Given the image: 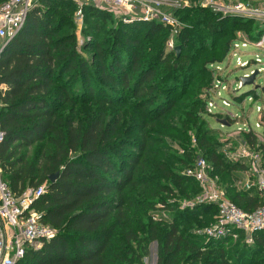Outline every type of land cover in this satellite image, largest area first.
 <instances>
[{"label":"trees","instance_id":"16d2710c","mask_svg":"<svg viewBox=\"0 0 264 264\" xmlns=\"http://www.w3.org/2000/svg\"><path fill=\"white\" fill-rule=\"evenodd\" d=\"M77 10L75 0H36L22 29L0 53L3 178L17 195L46 184L33 207L58 229L17 264H143L154 240L157 264H264V230L251 244L243 233L237 240L196 233L213 222L218 210L213 203L178 207L172 222L148 215L159 201L168 202L175 188L185 197L202 191L198 181L173 167L175 160L185 169L193 166L192 150L179 159L157 147L160 139L148 132L179 105L180 129L195 132L211 175L224 183L228 197L245 210L264 204L254 188L236 184L246 167L229 161L207 127L199 108L207 102L180 101L188 90L195 88L197 96L213 82L212 66L230 51L231 30L257 41L263 23L203 7L177 9L186 23L176 37L182 47L177 54L166 44L172 27L158 21L116 22L113 12L90 3L83 6L80 46ZM216 47L217 55L210 54ZM247 92L238 103L256 94ZM132 103L141 110V121L123 128V108L113 117L108 111ZM91 106H96L93 114L84 116L82 110ZM244 140L261 151L264 165V141L252 130Z\"/></svg>","mask_w":264,"mask_h":264},{"label":"built area","instance_id":"2783aa9c","mask_svg":"<svg viewBox=\"0 0 264 264\" xmlns=\"http://www.w3.org/2000/svg\"><path fill=\"white\" fill-rule=\"evenodd\" d=\"M36 0H7L0 4V53L6 43L24 26L29 10ZM79 4L80 0H75ZM89 3L113 13L122 10L125 22L134 20L158 21L166 26L177 28L180 25L170 10L185 7L208 8L224 16H238L253 19L264 24V0H146L142 13L137 12L139 0H88ZM103 4L111 7H104ZM115 9H114V8ZM121 14V13H117ZM77 19L83 18V7L78 6ZM264 55V34L257 41H251ZM248 46V42H241ZM237 44V43H236ZM174 41L168 42V50H175ZM257 57L256 61H261ZM248 63H244L246 66ZM2 87L0 86V90ZM1 96V94H0ZM2 102L0 98V110ZM0 124V142L4 139ZM243 157H249L248 177L239 181V188L253 189L264 200V165L259 151L244 150ZM210 164L204 156H199L194 165L185 169L183 174L198 181L202 188L193 201L185 203L186 208L196 204L213 203L217 214L213 222L196 233L207 239L219 240L231 237L234 240L244 234L247 243H253L254 234L264 230V204L255 210H245L227 195L218 181L210 173ZM47 191L46 184L28 187L23 193H14L3 178L0 157V264H17L29 249H40L58 234V229L43 221V213L33 207V202ZM162 220V219H161Z\"/></svg>","mask_w":264,"mask_h":264},{"label":"rangeland","instance_id":"374dc122","mask_svg":"<svg viewBox=\"0 0 264 264\" xmlns=\"http://www.w3.org/2000/svg\"><path fill=\"white\" fill-rule=\"evenodd\" d=\"M139 1L140 5H138L137 12L140 15L143 10L142 5L145 4L146 0ZM86 4H89L88 0H80L78 6L83 7ZM103 6L111 7L106 4H103ZM165 10H170L173 18L180 22V25L177 28L172 27L171 29V34L166 43L168 48V42L171 40L178 45L176 37L186 23L180 20L179 15H176V9L166 7ZM116 12L121 13H113L116 18V22L124 21V17H126V15H124L125 12L122 10H118ZM122 12L124 14H122ZM75 20L78 29L79 43L81 46L85 41V35L80 34L84 24V14L82 19H77V17H75ZM261 25L264 26V24ZM229 33H231V37L234 40L225 60L222 63L212 66V69H214L215 72V79L213 82L199 89L197 96H195V88L188 90L183 100L180 101L188 102L197 99L198 101L207 102L203 107H199L202 111L201 113L203 117L207 120V127L212 129L213 136L216 137L222 145H224L223 151L226 153L229 161L239 162L245 165L246 170L243 173V178H247L250 160L249 157H243V154L246 148H253H250L249 144H247L244 140L246 133L252 130L256 133L259 141H264V55L261 49L257 48L250 42L251 39L249 38L248 33L238 29L231 30ZM241 42H248L249 44L245 47ZM218 51L219 47H216L210 52V54L217 55ZM85 54L89 55L87 52H85ZM257 57L261 58V61H256L255 59ZM246 62L248 64L244 66L243 64ZM256 71H259V73L257 74L254 83L251 85H244L242 83V77L250 76ZM250 90L254 91L256 96L246 97L242 100V103H238V97L245 92L248 93L247 91ZM95 107L96 106H91V108L87 110H82L84 116L93 114V109ZM120 108H123L122 111L124 112V121L122 124L123 128L129 124L135 125L136 122L141 121L139 116L141 110L133 103L126 104L124 107H115L110 109L108 111L110 117H113L116 111ZM182 109L181 105H179L175 111L167 117L164 123L159 124L156 128H150L148 132L156 139H160L159 142L155 143L157 147L165 150L167 153L173 154L179 159L180 157L186 155V149H191L192 156H190V160H193L194 163L199 156H204V151L202 147L198 145L195 132L193 130L186 128L185 131L183 126L182 130L180 129L181 120L178 115H181L182 117ZM223 120H225L226 123H223ZM136 127L137 126L130 130V132L136 131ZM253 150L258 151L257 149ZM259 152L262 157L261 151ZM173 163L175 173L183 175L185 165L181 164L178 160L173 161ZM213 177L218 181L219 177ZM238 183L239 181H237L236 184L239 185ZM186 185L189 188L192 187V184ZM220 185L223 188L225 187L222 181ZM172 195L169 197L168 202L159 201L153 210L150 209L151 211L148 215H151L155 221L172 222L174 221V210L178 207L185 209V203L193 201L197 196L194 195L191 197H185L177 188H175V192L172 193ZM204 227H206V225L202 228ZM148 249L149 253L143 258V264H157L158 242L155 240L150 242Z\"/></svg>","mask_w":264,"mask_h":264},{"label":"water","instance_id":"95a60500","mask_svg":"<svg viewBox=\"0 0 264 264\" xmlns=\"http://www.w3.org/2000/svg\"><path fill=\"white\" fill-rule=\"evenodd\" d=\"M181 49H182L181 45H177L176 48H175L176 53L177 54H180L181 53ZM258 73H259V71H256L255 73H253L250 76L242 77V83L244 85H251V84H253L254 83V80H255V78H256V76H257ZM223 123H226V121L223 120ZM57 176H58V173L52 174L50 176V180L54 182L56 180Z\"/></svg>","mask_w":264,"mask_h":264},{"label":"crops","instance_id":"0c3cea01","mask_svg":"<svg viewBox=\"0 0 264 264\" xmlns=\"http://www.w3.org/2000/svg\"><path fill=\"white\" fill-rule=\"evenodd\" d=\"M244 177V176H243ZM248 177V176H247ZM247 178H241L239 181L243 182L244 180H246ZM242 186V185H241ZM240 189H243L242 187ZM255 192H257V190L254 188L253 189Z\"/></svg>","mask_w":264,"mask_h":264}]
</instances>
